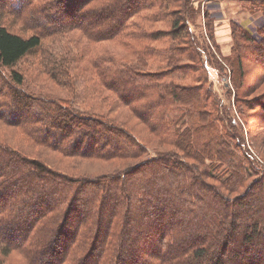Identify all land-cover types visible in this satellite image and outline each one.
<instances>
[{
  "label": "trees",
  "instance_id": "1",
  "mask_svg": "<svg viewBox=\"0 0 264 264\" xmlns=\"http://www.w3.org/2000/svg\"><path fill=\"white\" fill-rule=\"evenodd\" d=\"M14 13L24 34L3 22ZM190 15L187 0H0V264H264L263 166L237 116L210 106ZM259 28H237L241 74L243 48L264 74ZM30 56L34 72L16 68Z\"/></svg>",
  "mask_w": 264,
  "mask_h": 264
},
{
  "label": "rangeland",
  "instance_id": "2",
  "mask_svg": "<svg viewBox=\"0 0 264 264\" xmlns=\"http://www.w3.org/2000/svg\"><path fill=\"white\" fill-rule=\"evenodd\" d=\"M45 0H34V3L44 2ZM224 1V2H223ZM233 0H187V7H189L191 15L190 20V32L189 36L197 37L199 43L205 47V50L201 52V59L206 64V72L203 69L202 73V82L204 83V88L209 90L212 89L214 96L209 99L210 106L216 107L213 99H219V109L220 111L231 110L234 113L239 122L240 127L243 130L242 136L245 138L244 143L247 150H250L253 154L254 159L259 161L263 166L264 170V78L263 72L258 71L260 67L257 63H251L245 57L246 54H254V51L247 49L241 50L244 60L242 61L241 66L244 69V72L241 74L239 72L238 64V50H240L236 44V34L240 33L238 27H234L235 35L232 38V32L230 26L221 21L223 19V13L227 11L228 2ZM254 1V0H253ZM219 3H226L224 8H222ZM177 4V3H176ZM183 4V1L180 2ZM27 5L25 7L26 11L32 7ZM239 5V4H238ZM253 6H256L257 14L251 16L252 25L250 28L254 35H259V27L264 24V4L261 1L255 0ZM18 15V13H17ZM29 16L15 17V13L11 16H6L3 18V22L8 25L11 31L16 33L24 34L25 27L28 25L25 24L23 20ZM218 24V27L216 25ZM169 23L159 24L158 27H168ZM31 32L28 31V34ZM262 33V32H261ZM259 34V35H258ZM212 35V37H211ZM107 48L111 51H118L122 49V45H116L115 43L108 44ZM213 54L212 61L208 60L209 56L207 52ZM206 52V54H205ZM204 53V54H203ZM256 53V52H255ZM38 63H40V57L30 56L26 58L20 66L22 71L34 72L35 68H38ZM166 64V63H165ZM196 67H201L202 65L194 64ZM232 68V69H231ZM5 74H9V70L3 68ZM176 75H180L179 72ZM46 78L45 75H43ZM181 83H198L199 78L197 74H192L191 78L179 79ZM31 83L32 80L30 79ZM33 83H44L34 80ZM54 83V82H49ZM236 91L240 93L236 97ZM59 93L60 90H57ZM74 101H70L72 105ZM77 107V104H74ZM69 107V105H67ZM240 108L243 113L240 112ZM109 108L105 111L108 112L114 119L118 122L127 123L131 126H136L135 129L139 137H141L145 142L152 146H156L157 140L151 136L143 127V125H138L139 122L137 118L130 113L128 110H121L119 112H109ZM221 113V112H220ZM247 117V119H246ZM225 122V120H224ZM227 122H225L226 124ZM231 128V127H230ZM232 129V128H231ZM33 153L37 156L42 157L45 161L50 162L55 167H60L61 169L67 170L70 174H81V172H88L89 174H98L106 172V169H99V163H90L82 160H78V163H81V167L77 166V161L73 159H66L56 157V154L49 151L34 150ZM58 161V162H57ZM58 163V164H56ZM117 167L123 166V162H115ZM258 169V168H257ZM259 170V169H258ZM259 175L262 172H256ZM17 257V256H15ZM9 264L10 262L7 261ZM16 258H14V264H18Z\"/></svg>",
  "mask_w": 264,
  "mask_h": 264
},
{
  "label": "crops",
  "instance_id": "3",
  "mask_svg": "<svg viewBox=\"0 0 264 264\" xmlns=\"http://www.w3.org/2000/svg\"><path fill=\"white\" fill-rule=\"evenodd\" d=\"M224 2V1H223ZM253 2L255 0H233L228 2L227 5V11L223 14V19L221 21L225 22V24H228L231 28L232 32V38L235 35L234 27L235 25L243 29L244 31H247L250 35H253L252 29L250 26L252 25L251 16L257 14V9H253ZM220 6L224 8L226 3H219ZM239 4V5H238ZM218 27V24L216 25ZM261 27V26H260Z\"/></svg>",
  "mask_w": 264,
  "mask_h": 264
}]
</instances>
